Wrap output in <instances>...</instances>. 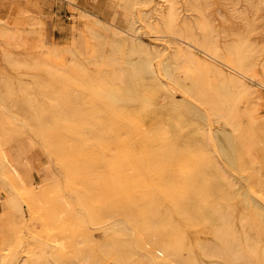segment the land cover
Listing matches in <instances>:
<instances>
[{"label": "rangeland", "instance_id": "374dc122", "mask_svg": "<svg viewBox=\"0 0 264 264\" xmlns=\"http://www.w3.org/2000/svg\"><path fill=\"white\" fill-rule=\"evenodd\" d=\"M262 83L264 0H0V264H264ZM174 144L207 159L189 202Z\"/></svg>", "mask_w": 264, "mask_h": 264}, {"label": "bare ground", "instance_id": "6f19581e", "mask_svg": "<svg viewBox=\"0 0 264 264\" xmlns=\"http://www.w3.org/2000/svg\"><path fill=\"white\" fill-rule=\"evenodd\" d=\"M172 2V1H170ZM170 5H172L170 3ZM169 5V7H170ZM254 8V7H253ZM170 9V8H169ZM171 12V10H169ZM243 11V10H242ZM169 12V13H170ZM244 13V12H243ZM241 14V13H240ZM257 14V13H256ZM245 15V14H244ZM168 16V15H166ZM241 16V15H240ZM165 17V15H164ZM170 16H168V18H170ZM165 19V18H164ZM172 19V18H170ZM168 19L166 22L167 24L170 25V20ZM173 25V24H172ZM170 25V26H172ZM150 32V31H149ZM148 33H145V37L146 39H156L157 38V35L156 36H152L151 34ZM144 34V33H143ZM176 35V34H174ZM172 37V35H171ZM174 37V36H173ZM175 39H178V37H174ZM180 38V37H179ZM184 41V40H183ZM242 41V40H241ZM178 43H180V41H178ZM181 44V43H180ZM191 44V43H190ZM195 45V44H194ZM198 46V45H197ZM237 46V45H236ZM239 47V45L237 46ZM243 47V46H241ZM240 47V48H241ZM183 48V47H182ZM232 48V47H231ZM244 48V47H243ZM189 49V48H188ZM237 49V48H236ZM190 50V49H189ZM209 51V50H208ZM192 52V51H191ZM242 52V51H241ZM208 54V52H206ZM190 54V53H189ZM195 54V53H193ZM214 54V53H213ZM192 55V54H191ZM204 55V54H203ZM217 55V54H216ZM223 55V54H222ZM245 55V54H244ZM193 56V55H192ZM215 56V55H214ZM212 57V58H215V57ZM206 57V56H205ZM224 57V55H223ZM222 57V59H223ZM234 58V56H233ZM211 60V59H210ZM221 60V59H220ZM213 62V60H212ZM235 62V61H234ZM242 61V58H238L237 60V64L238 66H240ZM211 63V62H210ZM236 64V63H235ZM236 64V65H237ZM148 65V63H147ZM218 67H220V65H216ZM144 67V66H143ZM142 67V68H143ZM217 67V68H218ZM243 68V67H242ZM249 68V66L247 67ZM144 69V68H143ZM148 69V68H147ZM232 70L238 72V73H242V71H239L238 70V67L237 69L231 67ZM240 69V67H239ZM244 69V68H243ZM246 69V68H245ZM249 70V69H247ZM221 71V70H220ZM245 72V70H243ZM222 72V71H221ZM237 77V76H236ZM244 83V82H242ZM264 84V83H262ZM132 85V84H131ZM127 86V85H126ZM125 86V87H126ZM241 85H239L240 87ZM119 88V86H117ZM133 87V86H132ZM131 87V89H132ZM143 87V86H142ZM146 87V86H145ZM243 87V85H242ZM130 88V87H128ZM127 88V89H128ZM124 89V87H123ZM126 89V90H127ZM241 89V88H240ZM243 90V89H242ZM135 93V92H134ZM120 96L123 98V103H119V101L116 99V102L115 105H117L118 107L122 108L123 110L125 111H130L126 105H125V101L126 100H129L130 99V96L129 95H126L125 92H122L120 94ZM130 113V112H129ZM64 119L65 118H58L56 120H54L55 123H52L50 121V124L48 125L47 124V120H45L44 122L42 123H38V126H39V129H41V131L45 134V135H53V133H55L56 130H58L59 128H61L65 122H64ZM106 122V120H105ZM114 127H117V126H114ZM158 131V130H157ZM116 130L113 131V133L111 134V139H112V142L111 144H113L115 141H116ZM162 137V136H161ZM100 138V135L96 136V139H99ZM103 138V137H102ZM148 138V139H147ZM146 139H147V143H146V146L148 147V155H151L154 150H165L168 146H169V142H167L166 140H159L156 139V141L151 137V136H148ZM157 138V137H156ZM105 141V140H104ZM109 143V141H108ZM104 144V143H103ZM102 145V144H101ZM110 145V143H109ZM106 146V144H105ZM111 146V145H110ZM107 147V146H106ZM152 147H155V149L153 150ZM97 148V147H96ZM172 150V153H170V158L171 159H175L177 161V168L173 171V172H169L166 168H167V165L166 166H163L161 167L160 169V178H163V181L162 182H169L171 180V182L173 183H178L180 186H182V190H181V194L179 196V199L181 200V202H189L190 201V198L192 196V190L194 188H196L197 184L200 183V173L201 172H204L206 166H207V159L205 157H202V156H199L197 154H191V155H188V153H185L178 145L174 144V147L171 149ZM230 159H234L232 158L231 156H229ZM8 158H11V161L8 159ZM24 159V158H23ZM14 160H16L12 154V152L9 150H6L3 143L0 141V181L1 183H3L5 185V187L9 190V194H13V193H16L17 190L14 189V186H13V179L12 177L14 176H17L15 177L16 180H19V179H22V169L20 168V166L17 164L19 162H15ZM17 161V160H16ZM15 162V163H14ZM26 162V161H25ZM21 163V162H20ZM249 163V161H248ZM24 164V163H23ZM23 166V165H22ZM26 166V164H25ZM192 168L194 169V171L192 172ZM112 172H115L114 170ZM116 174L113 173V175ZM14 175V176H13ZM23 180H25L23 178ZM165 183H160L161 186H163L164 188H166V186L164 185ZM110 185V184H108ZM205 186V189H211L212 188V183H205L204 184ZM128 189H131L129 184H126L124 183V186L121 187L119 189L120 193L121 194H128V192H130ZM169 196L170 198L174 201L175 204H177L176 200H175V195H173L172 193L170 194L169 191H167V189H163ZM137 193H141L142 190H138L136 191ZM178 199V200H179ZM20 201V200H19ZM21 202V201H20ZM19 202V203H20ZM22 205V203H21Z\"/></svg>", "mask_w": 264, "mask_h": 264}]
</instances>
